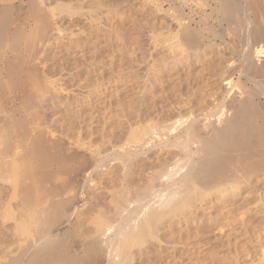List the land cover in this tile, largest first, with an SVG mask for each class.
<instances>
[{"label": "rangeland", "instance_id": "1", "mask_svg": "<svg viewBox=\"0 0 264 264\" xmlns=\"http://www.w3.org/2000/svg\"><path fill=\"white\" fill-rule=\"evenodd\" d=\"M13 1L15 6L23 4L19 11L17 7L8 13L16 24H21L30 15L34 5L46 7L51 12L54 10V16L51 18L53 30L48 38L43 39L39 34L42 31L39 27L36 29L38 33L36 30L35 34L32 33L35 38L29 36L19 40L22 53H9L0 58V262L18 256L28 246L29 239L34 235L31 230H36L34 225L37 226L38 219L45 214L42 216L37 212L46 209L51 200L48 188L50 184L57 183L60 188L65 184H74L76 199L79 198L75 199L76 208L71 206L65 212L66 216L62 215L52 226L58 233H63V230L69 232L72 253L82 254L83 250L79 246H73L81 240L80 237H99L104 230L105 237L120 244L118 248L114 241L112 245L117 246L116 249L110 241L106 250L111 252L105 251L104 262L100 264H264L263 189L258 193L253 191L250 195L247 194L248 198L243 194L244 197L233 199L230 195L220 197L214 190H204L191 183L195 189L186 192L187 200L181 197L185 194H181L179 198L183 200L180 199L181 203L177 204L180 206H174L178 198L174 205H169L170 209L165 208L164 212H168V215L160 219L163 223L158 222L157 226H152L151 230L156 231L154 238L147 235L144 243H139L140 246L135 244L134 247L131 244L129 250L124 246L130 240L133 243L134 236L130 235L134 234L136 237L135 232L144 218L150 216L152 211H159L157 203L147 206L145 211L144 208H138L143 211L137 209L135 204L139 205L138 203H131L135 199L132 195L136 186L145 187L142 183L147 184V176L151 175L147 179L149 181L152 176L157 173L161 175L174 163H179L180 160L182 163L181 158L187 153L182 152L181 141L172 138L173 135L168 140L166 133L169 127L166 125L173 124V121L181 117V120L187 122H184L177 133L183 134L182 130L188 121L193 120L196 128L202 123L199 130L204 125L203 128L206 129V124L209 126L208 122L218 115V97L223 93L222 78L226 79L227 73V80L235 84L224 89L227 91V98H230L229 92H236L233 96H239L241 90L249 88L250 84L245 82V85L244 78L238 76V70L246 64L240 59V51L243 50L241 43L245 39L240 32L244 34L243 16L251 20L257 16L253 14L258 10L264 17V5L263 8L257 6L264 4V1L257 0V4L256 1L254 4L251 1V4H247L248 7L252 6L246 8L248 14L240 9L244 1H237L239 7L235 2L232 13L235 7L236 11L239 8L240 24L233 22L236 18L239 20L236 11V17L232 14V19H229L231 14H226V11L224 13L222 3L217 0H29L31 4L28 0L20 3L19 0ZM260 13L255 18L258 21L253 20L256 25L264 27V18L260 19ZM229 20H233L232 23ZM260 20L263 24L259 23ZM31 27L32 25L26 28V32ZM188 29L195 40L190 44L188 37H185L187 40L184 38L186 31L190 32ZM40 36L42 38L39 40ZM256 41L263 43L264 35L261 40L258 37ZM41 42L44 43L42 46ZM198 45L200 48H196ZM10 63L13 64L11 69ZM218 72L224 74H217ZM205 91H208L207 97L203 95L206 94ZM211 91L215 96L208 98ZM213 97L218 99L210 101ZM213 100L215 104L211 106ZM205 105L206 108H203ZM213 109L216 110L215 114L211 111ZM208 112L215 116H211L212 113L207 115ZM18 122H24L27 129ZM163 124L165 129L160 128L164 127ZM39 129L43 131L40 135L36 133ZM20 131L24 137L20 136ZM138 132L142 133V137L137 136ZM163 132L166 136L162 135ZM199 133L204 135L206 131L202 129ZM36 135H42L43 147L56 158L50 163L49 170L53 174L61 170L60 173L52 174L51 181L54 183L42 182L41 174L46 168L35 155ZM126 140L128 144L125 147L123 143H127ZM188 146L195 150L192 144ZM195 154L193 156L197 160L200 155ZM193 163L195 167L197 163ZM193 163H189L191 166L187 164L190 169L194 168ZM20 164L28 165L30 176H19L13 181L11 165ZM57 164L64 166L57 169ZM189 167L182 168L184 172L181 171V174L185 176L190 173L192 169L189 170ZM10 173L12 181L9 180L10 176L8 178ZM252 180L255 184V179ZM156 182L155 185H160ZM241 186L242 190L247 188L245 183ZM119 188L124 191L126 188L127 193L122 194L123 198L121 194L117 195ZM69 193L70 191L62 192L53 199H61ZM127 197L131 199L130 202ZM118 198H122L121 201ZM227 202L233 203V206L226 205ZM133 206L136 208L134 212H139L138 214L129 212ZM172 206L177 208L176 211L172 210ZM126 212L133 217L132 222L130 218L126 219L130 216L125 218L131 222L129 226L124 219H120V214L124 218ZM170 213L173 219L170 218ZM115 215L118 217L115 218ZM109 217H114L113 222L111 221L113 224L109 222ZM98 227L101 228V233L97 231ZM23 228L29 229L22 231ZM170 241L172 244L167 243ZM110 245L112 248H109ZM173 245L180 247L173 250Z\"/></svg>", "mask_w": 264, "mask_h": 264}, {"label": "bare ground", "instance_id": "2", "mask_svg": "<svg viewBox=\"0 0 264 264\" xmlns=\"http://www.w3.org/2000/svg\"><path fill=\"white\" fill-rule=\"evenodd\" d=\"M20 1H22V0H19L18 2L20 3ZM237 1L239 3H240V1H242V2L244 1V3L241 4V7H240L241 10L243 9L242 12L244 10L246 11V8L248 7L247 4H251V1H252L253 4L256 1V4H257V0H220V1L217 0V2H221L222 3L221 4L222 5L221 8H224L223 9L224 10V13L226 11V12H228L226 14H231L230 17H228L229 19L230 18L232 19L231 16H233L234 15V12L236 11V7H235V10L232 13V8L234 9L233 6H234L235 2H237ZM238 2H237V4H239ZM258 2H260V1L258 0ZM29 3H30V1H29ZM21 5H23V4L20 3L19 5L17 4L15 6L13 0H0V58H2L3 56H5L6 54H9V53H11V55L14 54V53H17V52H19V53L21 52L22 53L21 47L18 45L19 40L21 38H25V37H29V36L32 37V35L35 34L34 31L36 29H38L39 27H40V30H42V31L39 30L40 31L39 34H41V36L43 37V39L48 38L49 33H52L51 30H53V24H52L53 22L51 21L52 20L51 18L54 16V14H53L54 10L53 9H52L53 12H51L49 10H46V7L44 8V7L40 6V5H34V7L32 6L33 8H31V9H33V11L31 10L30 15L28 17H25V20L21 24H18V23L16 24L12 20V17L11 18L9 17L10 14L8 15V13L9 12L11 13L12 10L14 11L17 7H18L17 10L19 11V9L21 7H23ZM260 5H257V6H259L261 8L264 4H262L261 6ZM237 6L239 7L240 4L237 5ZM249 7H252V6L250 5ZM249 7H248V9H249ZM221 8H220V10H222ZM238 9L239 8H237L236 14H238ZM250 9H252V8H250ZM253 11H256V10H252V12ZM261 11H263V9ZM57 12H59V11H57ZM246 12H247V14L249 13L248 11H246ZM256 12L253 15L255 16V14H256L257 16H259L260 11H259V13L257 12L258 14ZM244 14H246V13H244ZM234 16L236 17V15H234ZM257 16H255V18ZM260 16H261V13H260ZM238 17H239V14H238ZM243 17H244L243 19H245L244 20L245 27L243 29L244 34H242V32H240V34L245 39H244V42H243V39H242L241 45L243 44L242 45L243 50L240 51L241 52V56H242V58L240 56V59L244 60L246 64L244 66H242V68L240 67V69L239 68H237V69H239L238 70V72H239V75L238 76L241 77V78H244V84H245V82L247 84H250L249 88L248 89H245V87H242L245 90H241L242 92H241V94L239 96H237V95L236 96L235 95L233 96V94L236 93V92H234L233 94H232V92H229V93H231L232 97L230 95L229 96L230 98H227L228 97L227 91H225L224 89H226V87H230V86L233 87V85L235 86V84H232L230 82V80H227V78L229 77V74L227 72L226 73H227L228 76L227 77L225 76L226 79L224 77L222 78V76H224V75L220 76V79L222 78L224 81L221 79V82L222 81L223 82L221 83L222 86H221V84H220V86L223 88V93H221L222 95L220 97H218L220 99H218V98L215 97L216 99H218V103H219V105H218L219 107L217 106L218 107V115H217V117H214L215 118V121H213L214 118L211 119V120L209 119L210 122H212V123L208 122L209 123V126H208V124H206L207 125L206 129L203 128L205 125L203 127L201 126V128L203 129V131H206V133L204 135L203 134L201 135L199 133L202 130L201 128L199 130V126L202 123H200L199 126L196 128L195 127V121L194 120L193 121H188L187 126L185 127L184 130H182L183 131V134L177 133V131H179L180 129H182L181 126L183 127L184 122H187V120H181V117H180V118L176 119L175 121H173V124H171V123H168L167 124V125L170 124V126H167L165 124L167 128L169 127L168 130H167V133H166V135H168L167 138L169 136H172L173 135L172 138H174L176 140H180L181 141L180 142V146L182 148H180V146H178L177 147L178 148V151H179V148H180V149H183V151L182 150H180V151H182V152L187 151V153L185 152L184 153L185 155L182 153L184 155V158H181L180 157L181 159H183V162L182 163H180L182 160H180V158H178L180 160L179 163L178 162L174 163L175 165H172L171 167H168V169H166V167H165L163 169V170L166 169L165 172L161 169L163 171V173L161 175H157L158 174L157 173L158 171H157V172H155L157 174L154 177L152 176L151 179H149V181L147 179L150 178L149 176H151V175L147 176L148 178L146 179V182H147L146 185L144 183H142V182H144V180L143 181L141 180L142 181L141 183L145 187H142V188L139 187L141 185L140 184L138 187L141 188V189L137 188V186H136L135 190L133 189L134 192L132 190V192L134 193L132 195V197L135 198V199H132V200H134V201H131V199L129 197H127V198L130 199L128 202L131 201V203L132 202H136V203L139 204V205L135 204L136 207H137V209L138 208H144V211H145V209L147 208V206L149 207L150 205H153V203L154 204L157 203V207H158L159 211L158 210L157 211H152L153 213L152 212H151V214L149 213L150 216H146L147 219H146V217L144 218V220L142 219L144 222L141 221L142 223L139 224V228L135 232L136 237H135L134 234L133 235H130L132 232L129 234L132 237L134 236V241H133L134 244L131 243L132 240H130L128 242L126 240L127 243L124 244V246H126L125 247L126 249L132 247L133 245L135 246V244L137 246V245H139V243L140 244H142V242L144 243V241H146V239H147L146 237H148L147 235H151V237L153 236V238H154L155 237L154 232L156 233V231H154V232L152 231L153 230L152 229V226H155V224L157 226V224H159L158 222L163 223V221H160V219H164L163 217L168 213V212L167 213L164 212V211H166L165 210L166 207H168L170 209V206L172 204L174 205V203H176V202L177 203L174 206H176V207L180 206V205L177 206V204H178V202L180 204L181 203L180 201L183 200V198H179L181 196V194L182 195L185 194V196H181V197H184V199L187 200L186 198L188 196L186 194L188 192H190L192 189H195V188H192V184L194 186L195 185L196 186H199L200 188H203L204 190H214L216 193H218L217 195H219L220 197L225 196V195H230V196L233 197V199L239 198L240 196L242 197L243 194H244V196L246 195L245 198L246 197L248 198L249 196H247V194L250 195L253 191H256L258 193V191L261 190V189H263V192H264V184H263V182H264V44L263 43L264 42L263 43H260L261 41H259V42L256 41L255 42V40L258 37L260 38V40H261V37L263 38V35H264L263 32H264V30L261 29V28H264V27H261L262 25L260 26L259 24H258L259 26L256 25L254 23V20H253L255 18H252L251 17L252 18L251 20L253 21L252 22L250 19L245 18V16H243ZM261 17H260V19H263L264 18V17H262V18ZM240 18H241V16L239 17V20H238V18H236L239 21V23H237L236 22L237 20H234V19H233L234 21L233 20H229V21H231V23L233 21L235 24H240V22H241L240 21L241 20ZM257 19H255V20H257ZM261 21L262 20H260L259 23L263 24L264 21L263 22H261ZM31 25H32L31 29L29 28L30 31H28V29H27V32H26V28H28ZM252 26H253V28H254V26H255V28L257 26V29L256 30H255V28L252 29ZM259 27H261L260 28L261 30L259 29ZM54 28H55V26H54ZM185 29H187V28H185ZM36 32L38 33L37 30H36ZM261 32L263 34H261ZM192 34L193 33L191 31L190 32H187L186 31V34L184 36V38L185 37H188L187 39H189V40H187L186 38L185 39L188 41L189 44L191 42L193 43L195 41V40H193L194 38H192V37H194ZM254 34H255V36L256 35H258V36L255 37ZM41 36L39 37V40L42 38ZM47 40H45V41H47ZM37 42H39V41L37 40ZM43 44L44 43H42L40 45L42 46ZM201 44H202V42H201ZM193 46H195V44ZM196 48H200L199 45ZM41 50H42V47H41ZM27 51L29 52V50H27ZM240 52H239V54H240ZM243 62H242V64H243ZM7 63H6V65H7ZM4 64H5V62H4ZM9 65H11V63ZM12 65L10 66V69H11ZM231 65H232V63H231ZM229 68H230V65H229ZM7 69H8V71L10 70L9 67H7ZM237 69L235 71H237ZM15 70H16V68H15ZM222 71H223V69H222ZM228 71H230V70H228ZM220 72H218L217 74H219ZM230 73H231V71H230ZM221 74H224V73H220V75ZM241 78H239V79H241ZM218 81H217V83H218ZM241 83H242V80H241ZM1 85L2 84H0V87H1ZM222 88H220V89H222ZM233 89L235 90V87ZM1 91L3 92V89ZM208 91L210 92V89ZM208 91H205L206 94L204 93L203 95L204 96L206 95V97H207ZM212 91H213V89H212ZM211 95H214L215 96L214 92H212L211 94H209L208 95V98ZM217 96H219V95H217ZM0 97H1V92H0ZM215 98L214 97L213 98H210V101L212 99L216 100ZM4 100H6V99H4ZM214 100L212 101L213 103L209 101L210 103H212V105L209 103L211 106H214V104H215L214 103ZM206 106L207 105H205L203 108H206ZM214 109H216V108H214ZM213 110H211V111L214 113L216 110H214V111ZM211 113H209L207 115H210ZM213 113L211 114V116H213L215 114V113L214 114ZM20 121H22V120H20ZM258 121H262V123H260ZM18 123L20 125V123H22V122H18ZM158 125H160V124H158ZM23 126H24V124H23ZM163 126H164V124H163ZM166 127L165 126L164 127L160 126V128H164V129ZM24 128H25V126H24ZM160 128H158L159 131H160ZM25 129H27V128H25ZM23 130H22V132H23ZM39 130H38V132L36 131V133L39 134L41 132V130L40 131ZM24 132H27V131L24 130ZM24 132H23V134H24ZM19 133H21V131ZM41 133H43V131ZM130 134H132V133H130ZM138 134L139 135H137V136L140 137L141 136L140 134H142V133H139L138 132ZM21 135H22V133L20 134V136ZM162 135L166 136L165 135V132H163ZM25 136H27V135H25ZM137 136H135V137L133 136V137L137 139L138 138ZM22 137H24V136L22 135ZM41 137H42V135H41ZM41 137L36 135L34 142L36 143V147H37V149L35 150V155H37V157L41 160L40 163L43 166H45V168H46L44 170V172H42V174H41L42 182L54 183V182L51 181L52 180L51 178L53 177L52 176L53 172H51L49 170V167L51 165L50 163L52 161H54L56 158H55V156H52L50 153H48V151L43 147V144H42V141H41ZM127 139L129 140V136H128ZM157 139H160V138H157ZM128 140H126L127 143H125V144L123 143V145H125V147L127 146L126 144H128ZM168 140H169V138H168ZM168 140H167V142H169ZM147 141H148V139H147ZM129 142H130V140H129ZM167 142H164V143H167ZM173 142H175V140ZM141 143H142V141H141ZM141 143L139 142L140 145H141ZM143 143L145 144V141ZM178 144H179V142H178ZM178 144H176V146ZM189 144H192L193 146H195V150L190 149L189 146H188ZM135 147L133 146V148H135ZM141 148H139V149H141ZM102 152H104V151H102ZM195 153H198V155H200V157L201 156L202 157L201 158L198 157V159L196 158L197 160H195V158L193 156ZM106 159H107V157H106ZM96 161H98V160H96ZM174 161H175V159H174ZM193 162L197 163V165L195 167H194V163ZM189 163H193L192 165H193L194 168L192 169V167H191L192 170L189 167V165H190ZM187 164H189V165H187ZM57 165H58V166H56L57 169L61 168L60 166H64V165H61V164H60V166H59V164H57ZM184 166L189 167V170H191L190 173H188V174L185 173V174H187L185 176H184V174L183 175L181 174V171L184 170V169L182 170V168H186ZM11 168H12L13 177H12V174L10 173L11 175H8V178L10 176L9 180L11 179V177H12V179L14 181V179L18 178L19 176H23L25 178H28V176H30L29 175V168H28V165L27 164L11 165ZM89 170H90V168H89ZM60 171L57 170L54 174L60 173ZM159 172H161V171H159ZM153 173H154V171H153ZM153 173H151V174L154 175ZM181 175L183 177H181ZM141 178L142 177H140V179ZM253 178L255 179V184H253V180H252ZM12 179H11V181H12ZM251 180H252V182H251ZM155 181H157L156 183L157 184L159 183L160 185H155V183H154ZM243 183H245V187L247 186V188L245 190H242L243 188H242L241 185ZM55 184H56V186H55ZM122 186H123V188L125 187V185H122ZM130 187H131V185H130ZM126 188L128 189V187H126ZM126 188H125V191H126ZM75 190L76 189L74 187V184L73 185H70V184L67 185V184H65L61 188L58 187L57 183H54V185L50 184V187L48 188V194H49L48 196H50V199L51 200L50 201L48 200L49 202L47 203L48 206H46V209L43 208L41 210V212H37L38 214L41 213L42 216H43L44 213L45 214H44L43 217H40L39 216L41 218V219H38V221L40 220L39 223L37 221V226L34 225V228L37 227L36 230L34 228H31V229H34L35 232H34V230H31V231H33L32 234H34V235L31 236L32 238L29 239V244L27 243L28 246H26V248H24V250H21L22 252H20L18 254V256L10 257L9 260H6L7 262L6 261L5 262H0V264H85V262H88L90 264L91 263H93V264H100L101 262H104V256H106L105 251H107V252L110 251V250H106V245L110 241L113 242V243L110 242L111 245H112V244H114V241H115V240L112 241V238L110 240V238L105 237L106 236V232H105L106 230H104V231L102 230L103 233L99 237H98V235H97V237H91L90 232H89L88 235H90L91 238L82 239L83 236L80 237L81 240L78 239L79 241L78 242H75L73 246H75L76 248H77V246H79V248H81L83 250V252H82V254H78V253L76 254V253H72L71 252L72 244L69 241V237H70L69 232L67 230L66 231L63 230V233H58V232H56V230L54 228H52V226H54L57 223V221L60 219V217L62 218V215H65L66 216L65 212L68 211V210H70L69 208H72V207L74 208L75 207V199L77 198V195H76ZM115 190H117V189H115ZM118 190L120 192L122 191L121 193L120 192L117 193L118 196L121 194V197L122 196L124 197V195L127 193V191L125 192L124 189H122V188L121 189L119 188ZM67 191H70V193L67 194L66 196L62 197L61 199H56V200L53 199L55 196L60 195L62 192H67ZM116 192H118V191H116ZM132 192L130 194H132ZM122 194H124V195H122ZM80 195H78V196H80ZM122 198H120V199L118 198L119 201H121ZM78 199H76V200H78ZM242 199L243 198H241V200ZM230 200H231V197H230ZM123 202H124V199H123ZM231 202L230 203L227 202L226 205L231 204ZM235 202H237V200ZM119 203H121V202H119ZM124 204H126V203L124 202ZM124 204L122 206H124ZM232 204L229 205V206H233ZM234 204H237V203H234ZM128 205H129V203H128ZM130 206H131V204H130ZM134 206L131 207V209L129 211L130 213H132V212L135 211L136 208ZM176 207H173L172 210H175L176 211V209H177ZM225 207H226V209L228 208V206H225ZM124 208H125V206H124ZM132 208H134V210H132ZM163 208H164V210H163ZM121 209H123V207ZM125 209L127 210V207ZM120 210H118L119 213L121 212ZM138 210H141V209H138ZM138 210H136V211H138ZM232 210H230V211H232ZM141 211H143V209ZM167 211L170 212V210H167ZM175 211H173V212H175ZM122 212H124V211H122ZM221 212L222 211H220V213ZM127 213L128 212L124 213V215H125L124 218H123V214H120V219L122 218L121 220H123V219L125 220L126 217L130 216V217L126 218V219L128 220L130 218V221H131L132 220L131 218H133V217H131V215L133 213L131 215H129V214L127 215ZM134 213H136V212H134ZM138 213L139 212H137L136 214H138ZM136 214H134V215H136ZM30 215H32V214L30 213ZM117 215L119 216V214H117ZM121 215H122V217H121ZM67 216H68V214H67ZM118 216H116L115 218H117ZM169 216H171V213H170ZM173 216H174V214H173ZM36 217H37V215H36ZM165 217H167V216H165ZM170 218L173 219L172 216ZM35 219L37 220V218H34V220ZM112 219H110V217H109V222H111ZM63 220L65 221V219H63ZM180 220H182V219H180ZM66 221H68V220L66 219ZM104 221H106V220H104ZM114 221H115V219H114ZM168 221H169V218H168ZM112 222H111V224H113ZM129 222L126 221V224L128 225ZM101 223L102 224H105V222L103 223L102 221H101ZM116 223H117V220H116ZM34 224H36V223H34ZM111 224H110V226L112 227ZM99 225L101 227V224H99ZM106 225H108V224H106ZM23 226H21V227H23ZM115 226L116 225H114V230L116 231L117 229H115ZM167 226L165 228H167ZM108 228H109V226H108ZM123 228H124V226H123ZM23 229L24 230H22V231H25L26 230L25 228H23ZM63 229H65V228H63ZM100 229L101 228H99V230H97V231L99 232ZM154 229H156V228H154ZM60 232H62V230ZM94 233H95V231H94ZM100 233H101V231H100ZM152 233L154 235H152ZM91 234H93V233H91ZM84 235H86L87 237H89L87 234H84ZM120 235H122V233H120ZM129 238L130 239H133L131 237H129ZM176 240H177V238H176ZM115 243L118 245V243L116 241H115ZM120 243H121V241H120ZM167 243H171V241L170 242H167ZM131 244H132V246H130ZM175 244L178 245V243H175ZM111 245L109 246V248L110 247L112 248L113 245L112 246ZM119 245H118V248H119ZM116 247L117 246H115V248ZM178 247H180V246H176V245H173L172 246L173 250H177ZM73 249H74V247H73ZM126 249H124V250H126ZM74 250H77V249H74ZM117 251H119V250H117ZM126 254H128V253H126ZM108 257H110V256H108ZM125 257H126V255H125ZM181 257H183V256H181ZM173 259H174V257H173ZM175 259H177V258H175ZM123 260H124V258H123ZM123 260H121V261H123ZM128 261H130L129 260V257H128ZM113 262H114V260H113ZM123 262H125V260ZM182 262H184V261H182Z\"/></svg>", "mask_w": 264, "mask_h": 264}]
</instances>
